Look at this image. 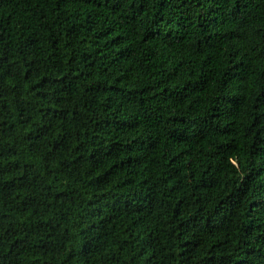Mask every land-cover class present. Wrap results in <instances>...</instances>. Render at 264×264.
Returning a JSON list of instances; mask_svg holds the SVG:
<instances>
[{
	"label": "trees",
	"instance_id": "obj_1",
	"mask_svg": "<svg viewBox=\"0 0 264 264\" xmlns=\"http://www.w3.org/2000/svg\"><path fill=\"white\" fill-rule=\"evenodd\" d=\"M0 264H264V0H0Z\"/></svg>",
	"mask_w": 264,
	"mask_h": 264
}]
</instances>
